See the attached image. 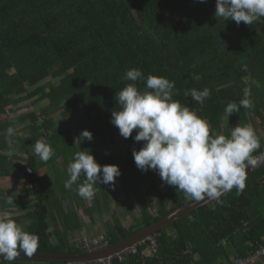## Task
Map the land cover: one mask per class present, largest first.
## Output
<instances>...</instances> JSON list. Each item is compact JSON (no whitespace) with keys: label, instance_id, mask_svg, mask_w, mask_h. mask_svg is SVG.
<instances>
[{"label":"trees","instance_id":"1","mask_svg":"<svg viewBox=\"0 0 264 264\" xmlns=\"http://www.w3.org/2000/svg\"><path fill=\"white\" fill-rule=\"evenodd\" d=\"M214 13L215 0H0V177L15 172L28 179L24 193L33 203L24 215L7 219L38 235L36 253L85 252L72 238L82 229L80 215L76 208L63 205L65 196L79 197L76 189L83 179L66 188L67 170L58 166L63 160L67 168L80 150H90L100 165H117L121 175L115 179V189L127 197L131 185L135 193L136 225L124 228L112 213V224L108 223L104 234L107 246L194 201L163 184L155 171L136 167L132 150H139L143 142L131 136L115 137L117 131L109 122L111 112L120 108L115 93L129 83L145 88L142 80L122 79L126 70L138 68L145 77L151 74L174 81L172 99L207 121L212 138L230 137L232 127L254 118L264 130V18L237 25ZM49 77L58 78L59 84L41 85ZM204 88L211 95L203 102L184 94L186 89ZM246 90L250 95L246 96ZM244 98L253 107L231 114L224 130L226 105ZM26 101L31 104L18 109ZM42 102L45 106L36 110L34 106ZM56 113L63 119L83 116L93 139L81 142V138L73 139L69 127L58 130L52 118ZM10 126L14 128L12 144L6 142ZM42 137L55 153L47 162L40 161L32 149ZM259 139L261 147L253 157L264 150V137ZM48 166L54 170L53 177ZM245 184L242 192L234 187L219 201L157 232L155 254L145 253L144 244L136 254L113 264H233L236 258H246L264 245V166L248 175ZM96 187L92 200L77 199L92 222L93 213H107L111 205L106 185ZM153 197L155 215L146 200ZM24 263L67 264L13 262Z\"/></svg>","mask_w":264,"mask_h":264},{"label":"clouds","instance_id":"2","mask_svg":"<svg viewBox=\"0 0 264 264\" xmlns=\"http://www.w3.org/2000/svg\"><path fill=\"white\" fill-rule=\"evenodd\" d=\"M214 15L225 21H235L237 25L241 22L251 25L264 18V0H215ZM193 78L198 80L199 76ZM122 79L145 83L143 90L129 83L115 93L120 108L111 112L109 121L121 137L131 136L135 142H143L139 150H132L134 163L140 171H155L163 184L181 190L197 202L219 201L234 187L237 192L244 190L246 169L254 167L264 157V154L252 156L261 147L252 125L237 124L232 127L230 137L217 135L212 138L207 121L172 99L174 81L151 74L145 77L138 68L126 70ZM184 94L196 102H203L211 92L208 88L201 91L186 89ZM247 95H250L248 90ZM252 107L250 99L244 98L239 103L229 102L225 112L229 117L241 108ZM133 130H136L134 136ZM6 133V142L12 144L14 128L8 127ZM79 138L81 142L84 139L91 141L93 136L90 131L82 130ZM32 149L42 162L49 161L55 154L43 137L34 142ZM66 170L65 187L71 188L83 179L76 192L87 200L94 198L97 185L114 189L115 179L121 175L115 164H98L90 150L75 152ZM7 202L13 204L11 199ZM38 247V235L24 231L12 219L0 218V264L5 261L13 264L21 254L31 257Z\"/></svg>","mask_w":264,"mask_h":264},{"label":"rangeland","instance_id":"3","mask_svg":"<svg viewBox=\"0 0 264 264\" xmlns=\"http://www.w3.org/2000/svg\"><path fill=\"white\" fill-rule=\"evenodd\" d=\"M47 83L57 86L59 84V79L49 77L48 79L43 81L41 85ZM30 102L31 101H26L22 103L18 107V109L20 110L26 109L31 104ZM45 104H46L45 102H42L38 105H35L34 108L36 110H39L41 107L45 106ZM52 118L55 121V125L58 130H64L65 128L69 127L73 132L74 140H77L79 138V134L82 130H87V126H86L87 123L83 116L63 119L61 118L60 113H56L53 115ZM249 124L253 126L259 138L264 137V130L261 127H259L258 119L254 118L252 122H250ZM228 125H230V119L227 115L224 118L223 129L225 130V128ZM113 127L117 131L115 137L119 139V131L115 126ZM223 135L225 136V134ZM22 156L25 157V155ZM58 166L62 169V171H66L67 169L66 165L63 163V160L58 161ZM48 173L50 177L54 176V170L51 166H48ZM125 178L126 177L124 176V179ZM28 187H29L28 179L27 177L23 176L21 173L13 172L8 178L0 177V218L6 219L12 216L24 215V210L26 209L27 211L28 206H30L32 203L31 202L32 198L28 196L26 193H24V191ZM106 188L111 198V205L109 208V212L104 213L103 216H99V214L93 213V220H94L93 222L91 221V219L89 220L83 215L82 217L84 218V221L86 223L89 222V224H84L85 225L84 229L77 238H74L73 244L82 246L83 240H92L93 238H96L101 235L105 236L104 234L107 230L108 223L112 224V219H111L112 213L116 214L119 217L121 225L124 228H130L136 225V218H139V208L137 201L135 199L134 190L131 187V185L129 186V190L127 191L128 193L127 197L122 193V191L115 189V187L113 189V188H109L106 185ZM71 196L72 195L65 196V198L63 199V205H65L67 209L73 207L76 208L78 214L80 215V213H82V207L80 205L81 203L77 200L79 199V197L74 195L73 198ZM9 199L13 200V204H8L7 201ZM72 199H74V201L78 202L79 204L75 206V203L73 202ZM115 199L118 201L119 204L116 203ZM146 200H147V208L153 215H155L156 214L155 197ZM89 203L90 201H87V204ZM2 208L5 209L3 210Z\"/></svg>","mask_w":264,"mask_h":264},{"label":"water","instance_id":"4","mask_svg":"<svg viewBox=\"0 0 264 264\" xmlns=\"http://www.w3.org/2000/svg\"><path fill=\"white\" fill-rule=\"evenodd\" d=\"M262 166H264V157H262L260 159V162L257 163L254 167L249 166V168L246 169L247 176L255 172L256 170H258ZM214 201L215 200L198 201V202L193 201L189 204L183 205L171 211L170 213H168L160 221L137 231L136 233L132 234L129 238L121 241L120 243L113 245V246H108L100 250H95L91 252L86 251L81 254H64V255L34 253L31 257L21 254L16 260L62 262V263H67V264L69 263L80 264V263L95 262L100 259H104L106 257L120 253L130 248L131 246L141 243L147 238L154 236L160 230L175 223L180 218L192 213L193 211L198 210L199 208L203 206L211 204Z\"/></svg>","mask_w":264,"mask_h":264},{"label":"built area","instance_id":"5","mask_svg":"<svg viewBox=\"0 0 264 264\" xmlns=\"http://www.w3.org/2000/svg\"><path fill=\"white\" fill-rule=\"evenodd\" d=\"M261 154H264V150L262 151ZM261 154L256 156V157H261ZM255 158V157H254ZM147 245V253L150 254H155L156 253V242L152 237L147 238L146 240L142 241L138 245L131 246L130 248L117 253L115 255L106 257L104 259H100L96 262L93 263H88V264H113L114 260H123L127 255L130 254H136L137 248L142 245ZM108 245V241L106 240L105 236L101 235L96 238H93L92 240H83L82 242V248L85 251L91 252L95 250H100L103 248H106ZM264 259V245L260 246L256 251L253 253L249 254L246 258H236L233 261V264H252L256 260ZM87 264V263H84Z\"/></svg>","mask_w":264,"mask_h":264},{"label":"crops","instance_id":"6","mask_svg":"<svg viewBox=\"0 0 264 264\" xmlns=\"http://www.w3.org/2000/svg\"><path fill=\"white\" fill-rule=\"evenodd\" d=\"M60 168V167H59ZM61 169V168H60ZM4 178H8V177H4ZM31 202L33 203V198L31 199ZM31 203V204H32ZM85 205L88 207V205L89 204H87V202H85ZM29 207V206H28ZM27 208V207H26ZM74 208V207H73ZM75 209V208H74ZM25 211H26V209L24 210V214H25ZM77 211V210H76ZM78 213V212H77ZM104 214V213H103ZM103 214L102 215H99V216H103ZM83 216V209H82V213H80V220H81V222H82V229H81V231L79 232V233H75L74 235H73V240H74V238H77L79 235H80V233L82 232V230L84 229V224H89V222H85L84 221V218L82 217ZM12 217H15V216H12ZM10 218V217H9ZM7 219V218H6ZM89 221V220H88ZM94 221V220H93ZM91 222V221H90ZM24 264H32V263H24ZM252 264H264V259H260V260H256V261H254Z\"/></svg>","mask_w":264,"mask_h":264},{"label":"bare ground","instance_id":"7","mask_svg":"<svg viewBox=\"0 0 264 264\" xmlns=\"http://www.w3.org/2000/svg\"><path fill=\"white\" fill-rule=\"evenodd\" d=\"M96 262V261H95ZM90 263H93V262H90ZM69 264H72V263H69ZM80 264H84V263H80ZM88 264V263H87Z\"/></svg>","mask_w":264,"mask_h":264}]
</instances>
